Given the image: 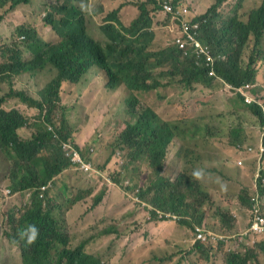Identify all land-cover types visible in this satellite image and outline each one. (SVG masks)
<instances>
[{
    "label": "trees",
    "instance_id": "obj_1",
    "mask_svg": "<svg viewBox=\"0 0 264 264\" xmlns=\"http://www.w3.org/2000/svg\"><path fill=\"white\" fill-rule=\"evenodd\" d=\"M79 1L54 0L47 6L42 21L59 38L54 44L49 38H52L51 34L39 36V31L34 27L24 25L28 24L25 15L16 34H12L14 36H7L0 25V76H3V80L29 73V78L36 85L38 79L48 72V67L55 71V75L39 93V99L36 100L25 91H16L13 87L0 99V152L9 163L8 169H4L2 174L7 173L10 194L31 193V199L23 210L16 212L4 209L3 212V234L11 244L19 247L22 264H103L98 256L86 251V242L75 246L70 233L64 229L66 222L62 225L59 217L54 215L56 210L61 212L64 209L67 212L92 191L90 186L79 183V175L87 174L71 163L60 144L61 141L71 140L65 107L60 105L63 92L76 91L84 78L95 74L103 81V92L127 95L126 114L129 119L115 133L117 147L121 150L116 151L123 158L116 173L123 174L121 180L130 183L123 189L140 201L137 203L132 199L133 204L137 206L144 202L148 206L144 209L151 208L148 209L150 219H156L157 211L178 214L184 219L179 218L177 223L195 232V227L205 228L204 207L210 206L213 201L210 193L187 167L180 169L182 159L186 166L194 168L198 161L197 154L190 149L185 153L178 149L170 158L169 153L175 140L192 139L196 135V138L205 141L214 133L212 130L203 132L200 129L193 133V129L183 128L180 122L164 120L152 107L140 105L138 94L176 85L187 90H192L195 85L211 88L215 81L231 88L251 84L255 89L257 63L262 62L264 65V0H258L250 9L247 20L238 15V4L230 14L220 13L219 9L226 0H212L206 12L197 17L190 6L180 3L181 0H173L175 5L169 0H147L136 5L137 15L130 24L120 7L111 10L99 25L104 37L96 34L93 38L88 34L85 13ZM7 3L11 13L29 8L32 0H0V8ZM166 3L172 4L175 9L183 5L189 8V18L199 24L198 39L214 56L213 76L208 75L210 66L198 67L192 58L182 57L183 52L171 40L167 45L155 46L151 13L154 10L161 12ZM167 17L171 20L172 16L169 13ZM251 38L254 50L245 62L244 50ZM12 97L29 108L37 109V121L31 124L16 106L7 108L5 99ZM236 98L240 100V108L247 110L261 127L264 126L263 106L257 99L253 97V102L246 104L240 95ZM234 103L238 106L236 101ZM25 133L27 136L22 139ZM55 134L59 135V139ZM228 137V145L238 151V155H249L248 147L242 146L244 143L239 126H233ZM73 147L85 158L82 147L77 144ZM173 158L176 160L175 165L172 170H168V162ZM261 159H264V153ZM255 160L257 170L258 159ZM142 163L147 165L144 186L141 181L139 184L130 181L143 178ZM70 169L79 172L72 181L77 193L71 196L67 193ZM66 171L69 173V182L57 186L59 195L48 197L46 190L44 198L40 199L38 189L48 182L56 186ZM173 173H176L174 178L171 177ZM119 181L120 176L114 179V183ZM253 182L251 192L243 191L239 199L250 209L258 197L264 212L263 163H258V175ZM98 192L92 198V208L101 203L107 191ZM127 213L121 214V217L126 218ZM133 213L134 209H130V217ZM218 214L224 230L231 231L233 225H237V220L232 217L221 211ZM252 216L253 211L250 210L248 218ZM127 218L124 221L115 218L116 227L111 231L115 238L129 228ZM158 220L173 223L168 222L164 214ZM29 224L40 229L39 238L32 245L21 239L22 231ZM246 225L248 228L249 222ZM260 239L263 240L255 248L244 245L243 252L237 249L228 251L224 264H253L258 254L264 256V237ZM194 240L195 248L207 256L211 250L217 249L201 240ZM220 245L224 246L223 243ZM3 259L0 249V261Z\"/></svg>",
    "mask_w": 264,
    "mask_h": 264
},
{
    "label": "rangeland",
    "instance_id": "obj_2",
    "mask_svg": "<svg viewBox=\"0 0 264 264\" xmlns=\"http://www.w3.org/2000/svg\"><path fill=\"white\" fill-rule=\"evenodd\" d=\"M53 1L32 0V3H37L34 8H23L19 12L11 13H9L7 3L0 8L2 31L7 33V36L16 34L25 15L28 24L24 25L34 27L41 35L47 37L49 32H44L42 13ZM145 1L147 0H81L79 5L86 12L88 34L93 38L96 34L100 35L99 25L102 24L103 17L111 10L120 7L119 9H122L130 24L137 15L136 5ZM180 3L190 6L197 17L206 12L212 5V0H181ZM257 3L258 0H226L219 12L230 14L234 6L238 4V15L247 20L250 9ZM152 8L155 7L152 6ZM158 13L157 10L151 13L156 47L165 43L167 45L174 35V30L170 32L173 26L170 18L166 17L165 13L161 15ZM158 35L161 37L158 38ZM49 38L52 41L50 36ZM253 50L254 42L251 38L244 50L245 62L252 56ZM257 69V86L251 91V95L263 106L264 111V65L262 62L257 63ZM53 75L55 71L48 70L43 77L38 79L36 85L29 78V73L22 74L21 77L24 78L12 76L9 80H3L1 75L0 99L9 93L11 87L16 91L33 94L39 99V93ZM102 85V79L98 75L91 74L82 80L76 91L61 94L60 105L65 107L68 130L72 134L71 142L73 145L76 144L75 142L80 143L85 158L91 162L93 169L97 172L90 175L83 173L79 175V183L91 187L90 195L80 200L76 208L67 214L64 209L61 212L56 210L54 213L59 217L62 225L66 222L64 229L68 234L70 233L73 244L76 246L81 242H86V251L98 256L103 264H224V257L228 251L237 249L243 252L244 245L255 248L260 240L243 234L247 228V222L250 221V217L248 218L250 209L246 204L241 203L239 197L243 191L251 192L256 173V160L254 154L238 155V151L228 145V136L233 126H239L244 143L242 146L254 147L258 143L264 126L261 127L254 116L240 108V100L236 98L238 95L227 87L228 85L219 81H215L211 88L195 85L192 90H187L176 85L138 94L140 105L152 107L164 120L180 122L183 128L193 129L191 130L193 133L197 129L203 132L212 130L214 133L209 135L205 141H202V138H196V135L192 139L175 140L169 153L170 158L178 149H181L183 153L190 149L197 154L198 161L194 168L186 166L182 159L180 169L187 167L192 173L201 172L198 180L210 193L213 201V204L204 207L206 215L203 222L204 230L206 233L223 236V240H217L213 244V247L217 249L211 250L207 256L195 248L194 230L178 224L177 221L169 224L156 219L147 220V210L140 204L137 206L133 204V196L123 189L125 185L124 180H121L123 174L116 173L118 164H122V158L116 151L120 149L117 147L115 133L129 119L126 114L127 95L103 92ZM235 101L238 106L234 103ZM6 102L7 108L20 103L13 97L5 99ZM23 115L28 117L30 123L33 124L37 121L38 111L34 109V114ZM26 136L25 133L22 139ZM91 149L93 152L90 151ZM123 154L125 157L124 152ZM237 159L242 161V166H236ZM174 161L176 162L175 158L168 162V170L173 169ZM8 166L9 163L0 152V249L4 256L0 263L22 264L19 247L11 244L3 234V212L4 209L16 212L23 210L30 201L31 195L27 192L6 194L9 190V182L6 179L7 173L2 174V172L4 169L7 170ZM142 167L143 178L129 180L134 184H139L141 181L144 186L147 165L142 163ZM69 173L70 186L67 193L71 196L77 193L76 189H73L72 181L79 172L70 169ZM69 173L66 171L64 175L62 174L56 186L52 184L48 189V197L59 195L57 186H60V183L69 182ZM175 175L176 173H173L171 177L174 178ZM119 176V183H114V179ZM109 188L111 189L108 191ZM97 191H107L103 198L114 203L111 211L106 212L104 208L100 209L101 203L92 208V198ZM259 202L262 205L260 200ZM128 205H134L132 209L137 218L121 236L115 238L114 233H111L116 227L115 218L118 217L121 221L126 220L127 217H121L122 211L120 210ZM218 211L237 220V225H233V230L226 231L222 228ZM252 263L264 264V256L258 254Z\"/></svg>",
    "mask_w": 264,
    "mask_h": 264
},
{
    "label": "built area",
    "instance_id": "obj_3",
    "mask_svg": "<svg viewBox=\"0 0 264 264\" xmlns=\"http://www.w3.org/2000/svg\"><path fill=\"white\" fill-rule=\"evenodd\" d=\"M163 7L166 12H169L172 15V17L179 22V32L181 34V37L176 38L175 43L176 45H178L179 49L183 52V54L187 55L190 52L192 55L195 56L197 64H199L200 61H203V63L206 66L212 67L214 64V58L212 54H210L208 47L200 43L197 37L199 33V24L198 23L192 24L184 20V15L187 13V9L186 8H183L182 10L175 9V7L170 3H166ZM208 74L210 76H213L214 70L210 69ZM250 88L251 85L246 84L242 87L235 89L236 92L244 96V101L247 104H250L252 101L251 97L247 94V90H249ZM63 150L65 151V155L69 157L71 163L76 164L80 170L87 172L91 169L90 163L82 158L78 150L69 146L64 147ZM263 152H264V147H260L259 163L264 164V161L263 162L260 161L261 154ZM238 165L241 166L242 162L238 161ZM48 187L49 184L41 187L38 195L39 198H43L44 191H46ZM7 192L10 193L9 190H7ZM250 210L253 211V216L250 217L249 226L248 228H246L243 234L247 237L259 240L261 237H264V212L260 207V202L258 200V197H256L255 202L252 204ZM162 214H164L169 221H175L178 219V217L175 215L157 211L158 218H160ZM195 232L197 233L195 234L196 240H201L206 244L213 245L214 243H216L217 240H223V236H216L211 233H206V231L201 227H195Z\"/></svg>",
    "mask_w": 264,
    "mask_h": 264
},
{
    "label": "clouds",
    "instance_id": "obj_4",
    "mask_svg": "<svg viewBox=\"0 0 264 264\" xmlns=\"http://www.w3.org/2000/svg\"><path fill=\"white\" fill-rule=\"evenodd\" d=\"M171 3H173L174 5H175V3L173 2V0H169ZM178 7V9L179 10H182L183 8H186L187 9V13L184 15V20H186V21H188V22H190V23H194V21L193 20H191L190 18H189V8L187 7V6H185V5H183V6H177ZM150 8H151V6H150ZM149 8V9H150ZM84 11V10H83ZM44 13L45 12H43L42 13V15L44 16ZM161 13H165V16L167 17L168 16V14H169V12H166L165 10H164V7H162V10H161ZM161 13H160V15H161ZM172 16V15H171ZM86 21H87V19H86ZM171 22H172V28L170 29V32H173V30H174V35L171 37V42H172V44H174L178 49H179V47H178V45H176V43H175V40H176V38H178V37H181V34H180V32H179V22L176 20V19H174L173 17H171ZM205 22V21H204ZM43 28H44V32H46V30H48L49 31V33L48 34H51L52 35V44H54V43H57L58 41H59V38L54 34V32L48 27V26H45V24L43 23ZM167 29H169V27H167ZM88 31V30H87ZM100 31V30H99ZM101 33V32H100ZM39 36H44V35H41V33L39 32ZM199 41H200V43H202L201 42V40L200 39H198ZM203 44V43H202ZM204 45V44H203ZM180 50V49H179ZM213 56V55H212ZM182 57H184V58H187V57H190V58H192L193 59V61H194V64L196 65V66H198V67H200V66H206L204 63H203V61H200V63L199 64H197V62H196V59H195V56L194 55H192L190 52L187 54V55H182ZM213 58H214V56H213ZM214 62H215V59H214ZM50 69H52L51 67H48V70H50ZM210 69H213L214 70V64H213V66L212 67H210ZM209 69V70H210ZM54 70V69H53ZM214 74H215V72H214ZM209 75V74H208ZM210 76V75H209ZM244 85H246V84H244ZM244 85H242V86H244ZM248 85H251V84H248ZM242 86H239V87H242ZM227 87H229V86H227ZM239 87H237V88H239ZM253 85H251V88L249 89V90H247V94L251 97V99H252V101H251V103L253 102V97H252V95H251V91H252V89H253ZM230 89H237V88H231V87H229ZM236 95H240L242 98H243V100H244V96H242L240 93H238V92H236L235 93ZM38 99V98H37ZM36 99V100H37ZM245 102V101H244ZM246 103V102H245ZM250 103V104H251ZM247 104V103H246ZM29 108V107H28ZM33 109H35V108H33ZM35 110H37V109H35ZM49 130H51V131H53V129H52V127H49ZM55 136H56V138L57 139H59V135H57V134H55ZM71 136H72V134H71ZM60 144L62 145V149L64 148V147H67V146H69V147H73V143L71 142V140L69 141V140H67V141H61L60 142ZM260 147H264V127L262 128V132H261V134H260V137H259V140H258V143H257V145L256 146H254V147H251V146H249L248 147V151H249V155L250 154H254V156H255V158H257L258 159V163H259V148ZM74 148V147H73ZM74 149H76V148H74ZM77 150V149H76ZM79 151V150H78ZM91 152H93V149H91L90 150ZM264 153V152H263ZM262 153V154H263ZM262 154H261V156H262ZM121 157V156H120ZM83 158V157H82ZM122 158V157H121ZM85 161H87V162H89L90 163V167H91V169L89 170V171H87V172H85L87 175H90L91 173H97L94 169H93V167H92V164H91V162L90 161H88L86 158H83ZM238 161H241L240 159H237L236 161H235V164H236V166H239L238 165ZM260 161H264V159L262 160H260ZM242 162V161H241ZM122 163H123V158H122ZM258 163H257V170H256V173H255V177L258 175ZM119 165V167L117 168V171L120 169V166H121V164H118ZM242 166V165H241ZM240 167V166H239ZM193 175H194V177H196L197 179H199L200 178V175H201V172H199V171H195L194 173H193ZM125 185V187H127L130 183H129V181H127V180H124V182H123ZM122 183V184H123ZM49 184V187H48V189L52 186V182H48L47 184H45V185H48ZM44 186V185H43ZM42 187V186H41ZM41 187L38 189V195H39V192H40V189H41ZM47 189V190H48ZM25 192H27L29 195H31V193L29 192V191H25ZM45 192L46 191H44V195H45ZM8 194H10V193H8ZM43 198H44V196H43ZM40 199H42V198H40ZM132 199H135L136 201H137V203H139L140 201L138 200V198H135V197H133ZM140 205L142 206V208L143 207H148L145 203H143V202H141L140 203ZM148 209H151V208H148ZM148 209H146L147 211H146V216H147V220H151L150 219V217H149V214H148ZM160 212H162V211H160ZM164 213V212H163ZM168 213V212H167ZM169 214H172V213H169ZM172 215H175V214H172ZM175 216H177L178 217V219L177 220H179V218L182 220V219H184V217H182V216H180V215H178V214H176ZM159 218H158V216H156V220H158ZM177 220H175V221H169L168 220V222H176ZM195 234V233H194ZM39 235H40V229L36 226V225H33V224H29V225H27L25 228H24V230L22 231V233H21V239H24L25 240V242L28 244V245H32V244H34V243H36V241L38 240V238H39ZM195 239H196V237H195ZM260 241H262L263 239H259Z\"/></svg>",
    "mask_w": 264,
    "mask_h": 264
},
{
    "label": "crops",
    "instance_id": "obj_5",
    "mask_svg": "<svg viewBox=\"0 0 264 264\" xmlns=\"http://www.w3.org/2000/svg\"><path fill=\"white\" fill-rule=\"evenodd\" d=\"M37 3H31L30 4V7L29 8H34L35 7V5H36ZM20 10V9H19ZM19 10H16L15 12H19ZM85 13V18H87V15H86V12H84ZM24 17V16H23ZM86 23H87V30L89 31V26H88V22L86 21ZM48 30H46V32H47ZM49 32V31H48ZM100 33V32H99ZM99 36H101V37H104L101 33H100V35ZM31 97H34L33 96V94H29ZM35 98V97H34ZM35 99H37V98H35ZM14 106H16L17 107V109L22 113V114H34V109L33 108H28L26 105H24V104H22V103H16ZM13 106V107H14ZM77 145H79V146H81L80 145V143H78V142H75ZM111 188H109L108 189V191L110 190ZM79 204V202L73 207V208H71L70 210H68L67 212H69V211H71V210H73L74 208H76V206ZM113 204L114 203H112V202H110V201H107V200H105L104 198L102 199V202H101V204H100V206H99V208L100 209H105L106 210V212H108V211H111L112 210V208H113ZM130 209H132V207L130 206V205H128L127 207H124L122 210H120V211H122V213L121 214H123V213H126V212H128L127 213V220L130 222V224H133L134 222H135V220H136V218H137V216L135 215V211H134V215L132 216V217H130V215H129V210ZM67 212H66V214H67Z\"/></svg>",
    "mask_w": 264,
    "mask_h": 264
}]
</instances>
